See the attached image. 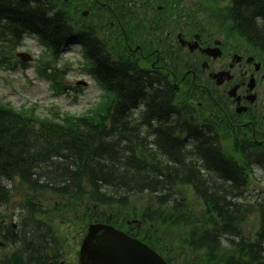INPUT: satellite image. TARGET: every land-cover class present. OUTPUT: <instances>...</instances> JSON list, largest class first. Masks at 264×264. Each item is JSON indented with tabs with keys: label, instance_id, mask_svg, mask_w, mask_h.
<instances>
[{
	"label": "trees",
	"instance_id": "obj_1",
	"mask_svg": "<svg viewBox=\"0 0 264 264\" xmlns=\"http://www.w3.org/2000/svg\"><path fill=\"white\" fill-rule=\"evenodd\" d=\"M233 1L244 29L251 37L264 41V0ZM50 6L46 0H0V38L7 52L27 33L38 35L54 54L59 52L70 28L64 14L54 16L48 12L52 10ZM127 77L122 66L109 67V94L93 116L40 118L33 109L14 110L0 103V205L11 198L16 180L32 195L67 197V208H80L78 204L82 203L88 218L101 205L108 206L114 215L121 210L130 212L131 198L147 194L155 199L142 206L139 213L133 208L130 213L141 218V230L147 228L140 235L157 250L166 252L164 243L172 239L168 235L174 236L176 246L184 252L180 254L183 259L169 257L174 264H264V229L257 232L254 240L238 231V216L231 214L233 207L224 199V189L228 187L219 192L211 188L219 199L207 200L199 216L185 201L169 200V192L178 184L191 183L198 193L201 189L207 192L206 183L211 178L204 177L186 160L179 164L169 160L172 155L184 156L177 147L182 142L173 131L185 123L173 126L162 119L170 108L163 94L151 96L145 113L162 123L154 128L158 133L152 138L155 147H145L146 135L140 137L139 132L150 129L144 124L150 119L142 117L139 128L128 119L130 102L141 89L129 84ZM109 99L113 103L106 121L99 116ZM209 138L202 142L208 149L206 155L213 157L214 153L212 160L226 164ZM137 148L140 150L135 151ZM220 167L217 171L221 176L212 180H241L239 169ZM209 194L213 196L212 191ZM26 209L30 215L23 216L28 217L22 226L40 227L35 214L40 209L33 198L26 200Z\"/></svg>",
	"mask_w": 264,
	"mask_h": 264
},
{
	"label": "flooded vegetation",
	"instance_id": "obj_2",
	"mask_svg": "<svg viewBox=\"0 0 264 264\" xmlns=\"http://www.w3.org/2000/svg\"><path fill=\"white\" fill-rule=\"evenodd\" d=\"M72 1L104 20L105 40L117 41L129 84L163 94L190 116L201 107L218 130L264 144V41L251 37L233 11L230 18L211 17L216 12L200 0ZM177 111L169 116H180ZM5 238L12 239L10 228ZM7 243L0 262L9 261ZM50 255L42 264H65Z\"/></svg>",
	"mask_w": 264,
	"mask_h": 264
},
{
	"label": "rangeland",
	"instance_id": "obj_3",
	"mask_svg": "<svg viewBox=\"0 0 264 264\" xmlns=\"http://www.w3.org/2000/svg\"><path fill=\"white\" fill-rule=\"evenodd\" d=\"M200 1L202 3V0ZM1 45L4 43L0 42ZM81 52L79 46L70 45L59 54L56 60H51L49 52L41 45L37 37L24 36L22 44L11 55H4L6 60L0 62L1 101L15 108L36 103L41 116L50 115L55 111L60 113L67 111L73 114L86 112L98 100L101 89L88 74ZM20 54H25L30 59L27 60L25 57L22 60ZM78 80L87 81L88 84L77 86ZM15 187L17 192L14 191L12 198L0 206V222L7 218L9 223L18 224L20 215L25 210L22 203L26 196L25 190L18 181H15ZM249 187L255 192L264 190L263 169L258 167L254 169ZM186 194L188 198L193 199L191 188L186 189ZM147 196L132 197L129 211L131 212L133 208L136 214L139 213L140 208L146 203ZM65 202L66 200L60 196L46 194L37 204L40 211L44 212L41 215L42 219L49 222V229L52 228L58 244L64 247V260L68 264H77V251L80 246L78 235L82 226H80L81 223L76 222L74 216L77 214L81 216L82 210L78 207L76 209L67 208ZM130 212L121 210L117 216L123 215L127 221L136 219V216ZM244 225L246 234L253 235L258 228L257 214L251 213ZM168 237L174 238L173 235H168ZM166 240L168 238H165ZM169 242L170 240L166 241V244ZM6 252L9 253L10 250Z\"/></svg>",
	"mask_w": 264,
	"mask_h": 264
},
{
	"label": "water",
	"instance_id": "obj_4",
	"mask_svg": "<svg viewBox=\"0 0 264 264\" xmlns=\"http://www.w3.org/2000/svg\"><path fill=\"white\" fill-rule=\"evenodd\" d=\"M10 264H24L19 252ZM80 264H167L139 240L105 224H92L80 249Z\"/></svg>",
	"mask_w": 264,
	"mask_h": 264
}]
</instances>
